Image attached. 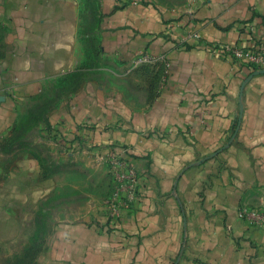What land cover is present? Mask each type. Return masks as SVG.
<instances>
[{
  "label": "crops",
  "instance_id": "0c3cea01",
  "mask_svg": "<svg viewBox=\"0 0 264 264\" xmlns=\"http://www.w3.org/2000/svg\"><path fill=\"white\" fill-rule=\"evenodd\" d=\"M95 3L100 27L114 29L106 52L132 62L142 50L161 56L128 67L131 93L88 76L65 88L89 70L87 0H0V137L30 103L49 101L36 130L53 149L15 147L20 186H0V239L21 251L36 238L34 264H264V227L241 215L264 188V73L245 85L239 117L251 70L209 48L237 42L252 22L264 37V0H204L170 20L140 0H119L112 13L113 0ZM119 146L137 171L139 198L111 222L113 179L101 156ZM48 214L43 234L37 220Z\"/></svg>",
  "mask_w": 264,
  "mask_h": 264
},
{
  "label": "rangeland",
  "instance_id": "374dc122",
  "mask_svg": "<svg viewBox=\"0 0 264 264\" xmlns=\"http://www.w3.org/2000/svg\"><path fill=\"white\" fill-rule=\"evenodd\" d=\"M143 3L151 4L154 8L170 20L179 15H186L195 12L204 0H140ZM88 5L85 7V26H84V36L82 38V47L84 48V56L87 57L85 61V67L89 70L77 72L72 78L71 82L66 84L67 92L73 91L77 88L74 86L82 80L84 77H91L92 79H97L105 83L106 89L111 91L116 88H123L124 91L131 93V78L130 70L128 67H136L147 63H142L139 65H134V62L128 60L127 55L115 54L113 52L105 51L107 45L103 42L106 40L105 37H111L113 28H101L100 24L104 19L102 13L98 11V4L95 0H87ZM105 8V6H104ZM103 16V17H102ZM105 20V19H104ZM104 25L106 22L103 23ZM100 30L98 31L97 30ZM98 32H97V31ZM129 61V62H128ZM131 62V63H130ZM133 67V68H134ZM141 79L145 80L146 76L144 73L139 76ZM160 74L155 70L154 81H158ZM70 84V85H69ZM52 105L49 101H38L29 104L26 111L20 113L14 121L12 129L8 132L6 136L0 137L1 151L5 154L4 162L0 159V174H5V176H10L7 178L8 181H0V186L3 184L5 188L17 189L20 186L15 180L16 175L19 173V162L17 157L18 147L33 148L31 152L35 153V148L39 151H44L48 154L53 152V149L48 146L47 142L49 139L40 130H36L38 123L41 120L42 114ZM43 120V119H42ZM44 129V128H43ZM49 136V135H48ZM52 139V138H51ZM37 143V146H34ZM38 144L40 146H38ZM7 145H10L7 146ZM16 147V148H15ZM50 158V156H49ZM108 178L112 179L111 174L106 169ZM91 174L95 176L94 180H97L98 172L97 170H91ZM95 191V189L93 190ZM255 205L253 208L264 209V188L256 193L253 199ZM36 216V215H34ZM51 215H44L39 220L37 224L40 228V233H46L47 225H50ZM37 217V216H36ZM36 238H31L30 245L23 246L22 250L19 251V242L14 244H5L0 239V264H34V258L37 255L38 246L35 244Z\"/></svg>",
  "mask_w": 264,
  "mask_h": 264
},
{
  "label": "built area",
  "instance_id": "2783aa9c",
  "mask_svg": "<svg viewBox=\"0 0 264 264\" xmlns=\"http://www.w3.org/2000/svg\"><path fill=\"white\" fill-rule=\"evenodd\" d=\"M257 25L248 23L245 27L242 38L235 43L215 41L209 48L214 54H218L227 59H231L241 65L247 66L251 72L244 78L239 88L238 96V116L241 117L243 111L242 95L248 80L264 71V37L256 34ZM264 32V30H263ZM193 37L198 38V33H193ZM161 56L152 54L145 50L138 51L134 65L142 63H151ZM233 139L235 131L238 128V121L233 124ZM126 149L124 147L113 148L101 158L106 164L109 173L112 176L113 183L110 193L105 201L106 215L109 221H117L121 213L130 209L139 198L138 175L133 165L125 158ZM241 215L254 227H264V209L247 208L243 209Z\"/></svg>",
  "mask_w": 264,
  "mask_h": 264
},
{
  "label": "trees",
  "instance_id": "16d2710c",
  "mask_svg": "<svg viewBox=\"0 0 264 264\" xmlns=\"http://www.w3.org/2000/svg\"><path fill=\"white\" fill-rule=\"evenodd\" d=\"M113 1H114V5L111 10V13L113 10H117L122 7V5L119 4V0H113ZM45 131L49 135V137L52 138L54 141H63V139L58 136L57 133L58 131L56 129H53L50 125L46 126Z\"/></svg>",
  "mask_w": 264,
  "mask_h": 264
},
{
  "label": "water",
  "instance_id": "95a60500",
  "mask_svg": "<svg viewBox=\"0 0 264 264\" xmlns=\"http://www.w3.org/2000/svg\"><path fill=\"white\" fill-rule=\"evenodd\" d=\"M264 73V71H262Z\"/></svg>",
  "mask_w": 264,
  "mask_h": 264
}]
</instances>
